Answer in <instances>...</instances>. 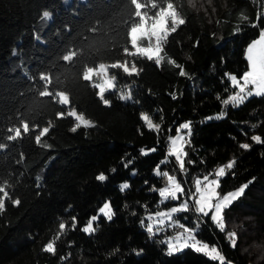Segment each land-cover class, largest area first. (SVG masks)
I'll return each mask as SVG.
<instances>
[{"label":"trees","instance_id":"16d2710c","mask_svg":"<svg viewBox=\"0 0 264 264\" xmlns=\"http://www.w3.org/2000/svg\"><path fill=\"white\" fill-rule=\"evenodd\" d=\"M138 2L144 5L139 10L154 13L169 0ZM172 2L186 23L169 36L157 67L126 54L130 29L139 22L133 0H72L67 6L62 0H0V183L8 181L10 192L0 212V264H220L190 248L168 255L140 224L158 209V193L151 189L161 186L163 177L154 169L183 121H191L187 173H209L232 160L221 190L251 181L245 193L261 199L241 198L226 212V220L236 222L235 248L210 218H199L197 238L217 246L224 264H264V144L251 140L252 135L264 139V97L236 108L222 104L235 90L225 73L242 76L248 67L246 46L264 28V0ZM126 58L142 71L135 77L118 71L115 91H105L111 101L106 107L84 73L98 63ZM169 58L187 76L181 77ZM126 86L132 101L120 99ZM57 92L68 95L69 107L59 104ZM68 108L94 126L73 132L77 122ZM222 111L224 118L215 119ZM142 112L161 125L159 132L146 128ZM17 128L21 136H11ZM45 128L51 129L47 135ZM241 143L252 147L241 149ZM153 147L156 152L141 155V148ZM128 160L133 163L125 169ZM169 160L160 171L178 172L173 157ZM100 173L108 179L97 181ZM123 182L130 188L121 192ZM15 199L19 205L12 204ZM104 201L114 209L112 221L101 217L96 231L85 234L80 228ZM191 208L181 214L195 227L198 217ZM50 241H55V255L43 251Z\"/></svg>","mask_w":264,"mask_h":264},{"label":"snow or ice","instance_id":"6c2138e0","mask_svg":"<svg viewBox=\"0 0 264 264\" xmlns=\"http://www.w3.org/2000/svg\"><path fill=\"white\" fill-rule=\"evenodd\" d=\"M133 4L137 9H143L144 7V5L139 3L138 0H133ZM152 7L157 8V4L153 3ZM137 15L140 16L143 21V27L141 30H134L133 34L129 37L131 51L126 49V54L133 57L146 58L150 62L154 61L155 65L160 67L165 58V45L168 42L169 36L176 33L178 29L186 23V20L181 18L180 13L177 11L172 0H169L166 5L159 6L156 15H146L142 11L138 12ZM148 20H151L152 23L148 24ZM258 20L259 16L257 17V22ZM255 26L256 24H253V27ZM145 40L148 41L146 47L142 46V42ZM245 58L248 63V70L245 71L241 77L238 78L235 74L225 73V77L230 82V86L235 89V92L222 101L224 106L231 105L233 108H236L243 105L252 97H264V29L260 31L259 38L253 40L247 46ZM168 63L179 69V75L181 77L187 76L184 67L176 63L174 59L169 58ZM118 67H120L128 77L139 76L142 71V69L137 67L134 60L131 67H129L127 63L118 65ZM115 86V81L109 82V92H114ZM108 93H106L103 87H101L98 94V98L102 99L104 106L106 107L111 106V101L106 98V94ZM119 96L121 101H132L133 95L131 87L126 86V90L121 91ZM172 99H176V96L173 95ZM217 99H220V97L217 96ZM225 115L226 113L222 111L215 117V119H222ZM58 118L64 117L62 114H58ZM73 118L77 120V123L72 128L73 132L77 131L80 127L87 128L94 126L93 122L82 117H76L75 114H73ZM140 119L149 131L159 132L161 129V125L154 123L152 117L146 113L142 112L140 114ZM207 119H213V117H208ZM24 127L27 131V124H25ZM50 130L51 129L45 128L44 134L47 135ZM184 130L187 131L185 132ZM8 131L11 133L12 129L9 128ZM14 135L17 137L21 136L19 128L16 129ZM190 137L191 121L179 124L176 128V135L169 136V143L165 157L161 159L154 169V174L157 177H165L167 179V184L165 187L159 189L155 186L151 189V191L157 192L160 198L157 204L158 208L168 201H180L181 198H184L183 202H180L167 210L147 213L145 218L140 221V224L145 228L149 239H154L167 229L175 227L183 229L182 232H177L173 236H166L165 239L160 241L161 244L167 246L168 255L190 248L197 253L204 254L211 261H219L220 264H224L226 258L217 246H210L207 242H203L197 238V233L201 227V221L199 218H210L212 224L223 233L225 231L224 210L228 209L235 201L242 197L251 181L234 191L222 194L219 191L221 188V179L226 176L227 170L232 169L235 163L234 161H230L226 165L215 170V178H210L213 176L212 172L204 175L202 179L197 178L194 184L195 190L186 196L185 188L177 179V176L175 174L170 175L168 171L161 172L160 168L161 165L170 162V157H174L180 173H187L188 169L185 166V158L188 156V153L185 151V146L190 144ZM41 138L42 137L39 136L36 137L37 143H39ZM251 140L257 145L264 144V139H262L260 135H252ZM239 147L244 150H250L252 145L249 143H241ZM156 151V147L147 151L145 148L140 149L142 156H146L149 153H154ZM132 163L133 160H128L123 166L125 169H128ZM187 163L193 164L194 162L188 160ZM113 172H115V169H113ZM132 174H136L135 169L132 170ZM96 179L99 182H104L108 177L104 173H100L97 175ZM145 183L147 184V181H145ZM129 188L130 184L128 182H123L119 186L121 192H124ZM8 189V181L5 180L3 183H0V212L4 211L6 201L10 199V192ZM11 202L14 206L20 204L19 199L12 200ZM190 203L192 205L191 210H193L198 217L194 228H188L183 223L174 219L175 214L189 212ZM125 207H127V205H125ZM114 215L115 212L111 203L106 201L101 207H99L97 214L91 216L88 219L87 224L81 227L80 230L85 234H92L96 231V228L94 227L95 222L101 217L110 222ZM133 215H135V213H133ZM145 220L147 221V224H145ZM77 225L78 219L77 217H73L72 229L75 230ZM59 229L60 232L63 233L66 230V224L63 222L60 223ZM57 238H59V234ZM226 239L230 241L231 247H236L237 240L235 233H228ZM43 251L55 255V241H50L45 244L43 246ZM65 259L66 257H61V261H64Z\"/></svg>","mask_w":264,"mask_h":264},{"label":"rangeland","instance_id":"374dc122","mask_svg":"<svg viewBox=\"0 0 264 264\" xmlns=\"http://www.w3.org/2000/svg\"><path fill=\"white\" fill-rule=\"evenodd\" d=\"M72 0H62V3H63V5L64 6H67L70 2H71ZM79 1H83V0H79ZM140 3V2H139ZM166 5V4H165ZM159 9V8H158ZM158 9L154 12V13H151V8H146L145 10H139L138 9V12H143V13H145L146 15H156V13H157V11H158ZM137 12V13H138ZM152 23V21L151 20H148V24H151ZM142 27H143V21L141 20V18H140V16H139V22L136 24V25H134V26H132L131 27V29H130V32H129V37L133 34V32H134V30H141L142 29ZM264 29V28H263ZM258 38H259V36H258ZM258 38H256V39H258ZM255 40V39H254ZM253 41V40H252ZM251 41V42H252ZM250 42V43H251ZM153 43H154V41H153ZM250 43H248L247 44V46L250 44ZM129 45H130V40H129ZM148 45V41H143L142 42V46H147ZM247 46H246V49H247ZM246 49H245V57H246ZM127 50L128 51H131V49H130V46L127 48ZM125 63H127L128 64V66L129 67H131L132 66V64H129L128 63V59L126 58V59H124V60H121V61H115V62H101V63H98L95 67H90V68H87L86 69V71H85V73H84V76L86 77V78H88V79H90V80H92L93 81V83H94V85L96 86V88H97V93L99 94V90H100V88L101 87H103V89H104V91H108L109 89H108V83L109 82H111V81H115V83L117 82V80H118V75H117V73H118V71H120V72H122V69L120 68V67H118V65H123V64H125ZM248 70V67H247V69L245 70V71H247ZM239 78V77H238ZM235 92V90L231 93V94H233ZM57 100L59 101V104H61V105H64V106H66V107H69V100H68V95L66 94V93H64V92H57ZM66 112H67V114H68V116L69 117H71L72 119H74L73 118V114H75V116L76 117H82V118H84V119H86L82 114H80V113H78V112H76L74 109H71V108H68L67 110H66ZM76 122H77V120L76 119H74ZM184 122H187V121H183V122H181V123H184ZM180 123V124H181ZM179 126V125H178ZM177 126V127H178ZM176 127V128H177ZM185 132L187 131V130H184ZM16 132V130L12 133V135L11 136H14V133ZM176 135V131H175V133L174 134H172L171 136H175ZM168 143H169V140H168ZM173 159H174V161H175V158L173 157ZM230 161H232V160H230ZM230 161H227L225 164H220V165H218V166H216L211 172L213 173V176L212 177H210V178H215V176H214V173H215V170L217 169V168H219V167H221V166H224V165H226L227 163H229ZM176 163V162H175ZM177 166V165H176ZM177 168H178V166H177ZM228 171V170H227ZM163 172V171H162ZM169 172V174L170 175H173V174H175L176 176H177V179L181 182V184H182V186L185 188V194H186V196L190 193V192H192V191H194L195 189H194V184H195V180L197 179V178H201L202 179V177L204 176V175H206V174H208V173H200V174H189V173H186V174H182V173H180V171H179V168H178V172H170V171H168ZM227 173V172H226ZM163 177V176H162ZM166 184H167V179L165 178V177H163V183H162V185L161 186H159V187H156L157 189H159V188H161V187H165L166 186ZM246 184V183H245ZM242 185H244V184H242ZM242 185H240V186H242ZM239 186V187H240ZM239 187H236V188H234V189H230V190H226V191H223V190H221V188L219 189V191L222 193V194H224V193H227V192H229V191H234V190H236V189H238ZM246 191V190H245ZM241 198H249V196L246 194V193H244L243 195H242V197H240L239 199H241ZM160 199V198H159ZM183 199L184 198H181V200L180 201H168V202H166L165 204H163V205H161L156 211H161V210H167V209H169V208H171V207H173V206H175V205H177L178 203H180V202H183ZM238 199V200H239ZM251 201H254V202H257V203H260L261 202V199L260 198H249ZM159 201V200H158ZM104 202H106V201H104ZM103 202V203H104ZM236 202V201H235ZM103 203L100 205V207L103 205ZM190 206H191V203H190ZM230 208V207H229ZM228 208V209H229ZM98 209H99V207H98ZM98 209H97V212H98ZM228 209H225L224 210V222H225V231H224V234H225V236H227V234L228 233H235L236 234V232H235V224H236V222H231V221H227L226 220V212L228 211ZM156 211H153V212H156ZM147 214V213H146ZM146 214L144 215V218H145V216H146ZM143 218V219H144ZM174 219H176V220H178L180 223H183L186 227H188V228H194V227H192V226H190L187 222H185L184 220L186 219V215H184V214H181V213H178V214H175V216H174ZM87 224V223H86ZM85 224V225H86ZM145 224H147V221L145 220ZM85 225H83V226H85ZM145 229V228H144ZM183 231V229H181V228H178V227H175V228H171V229H167L165 232H162L159 236H157V237H155L156 239H158L159 241H161V240H163V239H165V237L166 236H173V235H175V233H177V232H182ZM228 240V239H227ZM236 240H237V237H236ZM229 241V240H228ZM204 242V241H203ZM230 242V241H229ZM210 245V244H209ZM210 246H212V245H210ZM183 251V250H182ZM165 252L167 253V246L165 245ZM179 252H181V251H178V252H176V253H179ZM175 254V253H174Z\"/></svg>","mask_w":264,"mask_h":264},{"label":"clouds","instance_id":"9594fccd","mask_svg":"<svg viewBox=\"0 0 264 264\" xmlns=\"http://www.w3.org/2000/svg\"><path fill=\"white\" fill-rule=\"evenodd\" d=\"M45 15H48L47 13Z\"/></svg>","mask_w":264,"mask_h":264}]
</instances>
